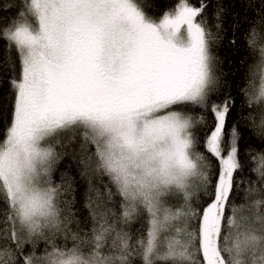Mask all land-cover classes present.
Instances as JSON below:
<instances>
[{"label": "snow or ice", "instance_id": "6c2138e0", "mask_svg": "<svg viewBox=\"0 0 264 264\" xmlns=\"http://www.w3.org/2000/svg\"><path fill=\"white\" fill-rule=\"evenodd\" d=\"M146 7L0 0V264H264V0L235 82L222 0Z\"/></svg>", "mask_w": 264, "mask_h": 264}, {"label": "trees", "instance_id": "16d2710c", "mask_svg": "<svg viewBox=\"0 0 264 264\" xmlns=\"http://www.w3.org/2000/svg\"><path fill=\"white\" fill-rule=\"evenodd\" d=\"M193 4L198 6V0H191ZM225 8L227 9L225 18H224V28L227 29L225 32L224 40L219 44V46L215 49V54L220 58V69L224 73H226V79L230 82H235L237 80L243 79L245 75V71L247 65L253 63V58L248 55V49L244 42L245 33L248 31L249 23L245 21V16L247 15L249 21L252 20L256 13L249 9L247 12L245 9L248 8L249 2L253 4L254 7H259V0H235V6L233 7L230 3V0H222ZM146 4L152 5V7H146L145 10L148 14L153 17L159 18L164 11L171 9L176 0H145ZM216 3V0H212V5ZM207 12L211 14L212 7L210 6L207 9ZM236 24L237 27L235 29L232 28V25ZM233 32H235L236 44H231L229 41L233 36ZM257 44L264 43V30L257 29ZM5 56V49L2 42H0V61H3ZM13 56L15 53L13 52ZM244 61L243 64L240 62ZM255 71V69H254ZM256 80L258 83L259 76L256 75ZM11 101H10V93L8 92V85L5 82L2 86H0V110H2V115L4 117L3 123H0V128L3 127V124L7 122V117L10 111ZM242 130V139L240 141L241 149L243 151L246 146L245 137H251V133L246 129ZM253 144L254 140L251 141ZM69 164L68 160H65L60 165V171L69 170L67 165ZM71 175L76 176L77 184L76 187L78 189V199L82 198V193L85 188V181H83L76 172V167L73 165L70 169ZM58 177V174H57Z\"/></svg>", "mask_w": 264, "mask_h": 264}, {"label": "rangeland", "instance_id": "374dc122", "mask_svg": "<svg viewBox=\"0 0 264 264\" xmlns=\"http://www.w3.org/2000/svg\"><path fill=\"white\" fill-rule=\"evenodd\" d=\"M258 74V73H257ZM259 76V75H258Z\"/></svg>", "mask_w": 264, "mask_h": 264}]
</instances>
